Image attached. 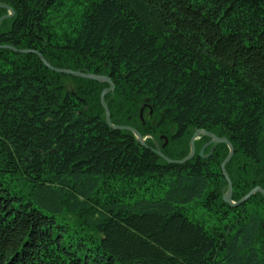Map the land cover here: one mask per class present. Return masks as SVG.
<instances>
[{"label": "trees", "instance_id": "obj_1", "mask_svg": "<svg viewBox=\"0 0 264 264\" xmlns=\"http://www.w3.org/2000/svg\"><path fill=\"white\" fill-rule=\"evenodd\" d=\"M0 3L1 45L107 76L111 123L144 138L107 125L108 82L0 49V264H264V196L222 199L229 147L156 152L208 131L232 200L264 190V0Z\"/></svg>", "mask_w": 264, "mask_h": 264}, {"label": "water", "instance_id": "obj_2", "mask_svg": "<svg viewBox=\"0 0 264 264\" xmlns=\"http://www.w3.org/2000/svg\"><path fill=\"white\" fill-rule=\"evenodd\" d=\"M0 7L6 8L9 11L8 14L0 17V23H1L2 20L11 17L13 15L14 11L10 7H8V6H6L5 4H2V3H0ZM0 49H9L11 51L19 52V53H27V52L35 53L46 67H48L49 69H51V70H53V71H55L57 73L69 74V75H73V76H76V77L93 79V80H96V81H106V82H108L110 84V87L105 88L104 90H102V92L100 94V101H101V104H102V106L104 108V111H105V114H106V123H107V125L110 126L113 129L129 130V131H131L136 136L137 140L141 144H143L144 139L140 136V134L135 129H133V128L129 127V126H114L111 123V121H110V114H109L108 108H107L106 104L104 103V95L107 92L113 90L114 85L109 80V78L107 76L94 75V74H90V73H83V72L76 71V70L62 69V68L54 67V66L50 65L43 58V56L38 51H36V50H31V49H17L14 46H11V45H1V44H0ZM148 102H149V98H145L144 99V102H143V105L140 107V110H139V116H140V118H142L143 111H144V109L146 107H148L150 109V112H151V108L148 105ZM200 135H205V136L209 137L210 138V141L209 142L212 143V144H215V143H224V144L228 145V147H229V153H228L227 157L220 164L221 173L223 174L224 178L226 179V181H227V187H228L226 193L223 194V197H222L223 201H225L226 203H228L231 206H237L240 203L244 202L247 198H249L252 194H254L256 192H259V193H261L264 196V190L260 186L257 185L253 189H251L244 197H242L241 199H239L238 201H235V202L232 201V199H231V196H232V184H231V180L228 177L227 172L225 170V164L230 160V158H231V156L233 154L234 149H233V146L229 143V141L226 138H219V137H217V136H215V135H213V134H211L209 132H206L204 130H196L193 133V135L191 136L190 140H189V145H190L189 153L183 159H179V160L170 159V158L166 157L165 155H163L161 153V151L159 150V147H156V152H157V154L163 160H165L168 163H175V164L184 163L187 160H189L190 158H192L193 155L195 154L194 141ZM204 148H205V146L202 147L200 149V151H199V156L200 157H204V154H203ZM211 152H212V150L208 153V156L211 154Z\"/></svg>", "mask_w": 264, "mask_h": 264}, {"label": "flooded vegetation", "instance_id": "obj_3", "mask_svg": "<svg viewBox=\"0 0 264 264\" xmlns=\"http://www.w3.org/2000/svg\"><path fill=\"white\" fill-rule=\"evenodd\" d=\"M209 141H210V139H209L207 142L204 143V146H206V145H207L206 147H208L209 145L211 146L212 143H210ZM215 144H216V143H215Z\"/></svg>", "mask_w": 264, "mask_h": 264}, {"label": "rangeland", "instance_id": "obj_4", "mask_svg": "<svg viewBox=\"0 0 264 264\" xmlns=\"http://www.w3.org/2000/svg\"><path fill=\"white\" fill-rule=\"evenodd\" d=\"M206 132H208V131H206ZM209 133H210V132H209ZM211 134H212V133H211ZM213 135H214V134H213ZM215 136H216V135H215ZM222 138H223V137H222ZM206 146H207V145H206ZM206 146H205V147H206ZM203 147H204V146H203ZM204 149H205V148H204ZM233 149H234V148H233ZM228 153H229V152H228ZM233 154H234V151H233ZM233 154H232V156H233ZM227 155H228V154H227ZM232 156H231V157H232ZM226 157H227V156H226ZM226 157H225V158H226Z\"/></svg>", "mask_w": 264, "mask_h": 264}, {"label": "bare ground", "instance_id": "obj_5", "mask_svg": "<svg viewBox=\"0 0 264 264\" xmlns=\"http://www.w3.org/2000/svg\"><path fill=\"white\" fill-rule=\"evenodd\" d=\"M146 137H147V136H146ZM146 137H145V138H146Z\"/></svg>", "mask_w": 264, "mask_h": 264}]
</instances>
